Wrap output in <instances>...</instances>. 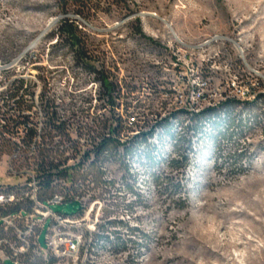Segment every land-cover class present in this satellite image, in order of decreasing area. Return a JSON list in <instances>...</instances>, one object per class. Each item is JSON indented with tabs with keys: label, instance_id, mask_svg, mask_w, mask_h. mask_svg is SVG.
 Returning a JSON list of instances; mask_svg holds the SVG:
<instances>
[{
	"label": "rangeland",
	"instance_id": "obj_1",
	"mask_svg": "<svg viewBox=\"0 0 264 264\" xmlns=\"http://www.w3.org/2000/svg\"><path fill=\"white\" fill-rule=\"evenodd\" d=\"M64 21L81 31L91 64L118 84V109L103 107L106 99H99L94 74L77 64L72 49L77 46L60 35ZM15 80H23L32 94L27 98L39 126L44 95L57 103L73 99L81 117L87 107L90 115L119 114L131 130L128 136L139 131L144 119L154 122L177 108L197 112L227 95L250 102L264 95V0H84L83 5L71 0H0V92ZM262 100L253 114H242L252 128L232 140L214 136L213 123L222 128V114L200 124V137L171 120V132L186 141L178 147L169 136L151 141L159 162L155 169L162 173L159 185L134 156V178L124 175L120 163L105 164L106 180L112 184L107 199L89 203L86 197L80 211L78 203H62L61 194L52 197L53 211L79 222L66 232L86 240L82 251L61 261L264 264ZM128 104L135 106L133 126L125 115ZM18 155L19 149L13 154L0 137V190L16 198L5 212L17 205L26 209L25 200L36 194L35 183L29 184L24 174L30 173V161L15 160ZM171 159L179 161L177 168L167 167ZM240 163H245L241 171L236 169ZM95 192L102 191L96 188L89 194ZM37 210L34 205L28 212ZM112 221L115 225L108 224ZM101 227L119 234L99 238ZM90 232L95 236L92 243L87 240ZM45 235L46 229L39 234L42 247ZM115 238L127 242L126 249Z\"/></svg>",
	"mask_w": 264,
	"mask_h": 264
},
{
	"label": "trees",
	"instance_id": "obj_2",
	"mask_svg": "<svg viewBox=\"0 0 264 264\" xmlns=\"http://www.w3.org/2000/svg\"><path fill=\"white\" fill-rule=\"evenodd\" d=\"M71 1L77 5L84 4V0ZM59 32L68 39L72 47L77 46V48H72L75 51L77 64L94 74L101 88L99 99H106L103 107H110L111 110L118 109L122 105L118 84L110 79L103 68H97L91 64L90 61L93 58L83 48L79 36L81 31L78 27L64 21L59 27ZM29 96L32 94L25 87L23 80L13 81L0 92V137L7 140L13 154L17 148L19 149V155L15 160L21 158L30 161L27 165L30 173L24 171V174H28L29 184L35 183L33 188L39 203L49 204L52 197L59 193L63 197L62 203H78L80 211H82V200L86 197H88L87 202L90 203L107 199L110 194L107 189L112 187V184L106 180L108 170L106 163H120L124 169V175L134 178L138 171L132 168L131 160L136 156L139 167L150 171L153 183L159 185L162 173L159 169H155L159 162L154 156L156 146L151 141L155 137L169 136L175 140L174 147L186 141L181 134L171 132V120L178 122L184 130H193L198 137L200 124L204 120L222 114L223 119L220 120L222 128H219V122L213 123L215 138L232 140L236 135L237 138H241L252 128L242 118L243 112L253 114L258 100L264 99L262 94H258L250 102L227 95L217 105L197 112L191 113L186 108H177L163 118L158 119V117L154 122L144 119L143 125L139 126V131L128 136L125 133L131 130L124 126L125 121L123 122L119 114H113L110 117L100 114L90 115L88 113L90 108L87 107L84 111L86 115L81 117L75 112L76 105L72 104L73 99L68 103L64 101L57 103L54 98L44 95L41 97L43 122L39 126L35 120L37 115L33 111V102L27 98ZM125 108L126 118L133 126L135 117L131 115L135 113V106L128 104ZM65 112L68 115H65ZM186 121H189V124L184 127ZM191 140L192 136L188 140L189 149L192 148ZM138 150L141 155L137 154ZM167 163V167L177 168L179 161L171 159ZM244 165L245 163H240L236 169L241 171ZM96 188L102 192L89 194ZM34 205V201L26 199L25 211H29ZM20 209L21 207L17 205L6 213L15 214ZM115 223L114 221L108 222L109 225H115ZM101 229L103 232L98 237L102 239L108 240L111 236L119 234L117 231L109 232L104 227ZM127 229L130 228L127 227ZM130 231L134 233L137 230L130 229ZM114 242L121 249H126L127 242L121 241L120 238H115Z\"/></svg>",
	"mask_w": 264,
	"mask_h": 264
},
{
	"label": "built area",
	"instance_id": "obj_3",
	"mask_svg": "<svg viewBox=\"0 0 264 264\" xmlns=\"http://www.w3.org/2000/svg\"><path fill=\"white\" fill-rule=\"evenodd\" d=\"M31 199L38 208L36 214L25 209L7 214L5 210L16 204V198L14 194L0 190V264H64L62 257L79 253L85 246L86 240L82 236L66 232L78 225V220L53 211L52 201L44 205L37 201L36 195ZM44 229L46 246L42 247L39 234ZM87 240L93 242V232L88 234ZM85 251L87 253L88 248Z\"/></svg>",
	"mask_w": 264,
	"mask_h": 264
}]
</instances>
